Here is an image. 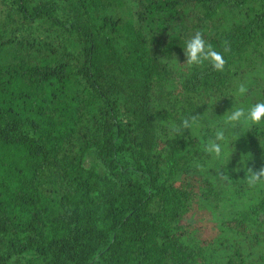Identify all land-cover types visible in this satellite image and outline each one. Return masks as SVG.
<instances>
[{
  "label": "trees",
  "instance_id": "obj_1",
  "mask_svg": "<svg viewBox=\"0 0 264 264\" xmlns=\"http://www.w3.org/2000/svg\"><path fill=\"white\" fill-rule=\"evenodd\" d=\"M256 64L264 0H0V264H264V124L222 115Z\"/></svg>",
  "mask_w": 264,
  "mask_h": 264
},
{
  "label": "clouds",
  "instance_id": "obj_2",
  "mask_svg": "<svg viewBox=\"0 0 264 264\" xmlns=\"http://www.w3.org/2000/svg\"><path fill=\"white\" fill-rule=\"evenodd\" d=\"M182 51L189 65H200L207 62L214 70H222L225 64L222 54L206 43L199 31L184 41ZM247 94L248 86L240 84L236 89V95L244 97ZM195 123L194 118L186 119L182 121V126L192 127ZM224 124L230 127L242 126L245 129L264 124V98L231 105L224 119ZM221 140H223V131L217 129L214 133V139L208 140L205 150L219 156L222 152V145L217 141ZM262 176H264V168L252 171L248 177V183L254 185Z\"/></svg>",
  "mask_w": 264,
  "mask_h": 264
},
{
  "label": "rangeland",
  "instance_id": "obj_3",
  "mask_svg": "<svg viewBox=\"0 0 264 264\" xmlns=\"http://www.w3.org/2000/svg\"><path fill=\"white\" fill-rule=\"evenodd\" d=\"M264 77V68L260 65H257L253 68L246 69L243 78L244 80L239 83L246 84L248 86V94L244 97H240L236 95V92L233 94L230 101L227 103V107L225 110H222L223 118L226 117L231 105H236L238 103H246L248 101H255L257 99V87ZM238 85V86H239ZM215 113V111H213ZM226 159V156L223 157ZM201 217H206V219L202 222V228L206 227L205 230L208 235H213L218 232V226L220 223H216L217 219H219L220 214L218 211H206L201 208L194 207V210L190 214L189 221L194 226H197L201 222ZM201 232V231H200Z\"/></svg>",
  "mask_w": 264,
  "mask_h": 264
}]
</instances>
